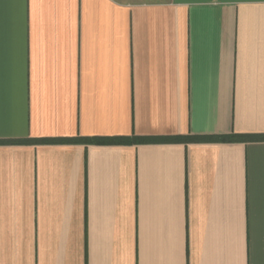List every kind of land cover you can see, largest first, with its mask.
I'll use <instances>...</instances> for the list:
<instances>
[{
  "label": "crops",
  "instance_id": "obj_1",
  "mask_svg": "<svg viewBox=\"0 0 264 264\" xmlns=\"http://www.w3.org/2000/svg\"><path fill=\"white\" fill-rule=\"evenodd\" d=\"M227 135H264V0H0V140H128L0 144V264H264Z\"/></svg>",
  "mask_w": 264,
  "mask_h": 264
},
{
  "label": "trees",
  "instance_id": "obj_2",
  "mask_svg": "<svg viewBox=\"0 0 264 264\" xmlns=\"http://www.w3.org/2000/svg\"><path fill=\"white\" fill-rule=\"evenodd\" d=\"M264 139V135L255 136V137H247L243 135H227V136H220L211 139L216 140H249V139ZM172 140L177 141H193V140H200L197 137H177L171 138ZM128 140L124 138H114V139H91V138H67V139H11V140H0V144H27V143H54V142H83V143H124ZM134 141L137 142H146L150 141L146 138H134Z\"/></svg>",
  "mask_w": 264,
  "mask_h": 264
}]
</instances>
